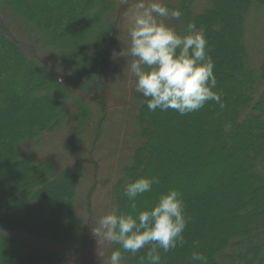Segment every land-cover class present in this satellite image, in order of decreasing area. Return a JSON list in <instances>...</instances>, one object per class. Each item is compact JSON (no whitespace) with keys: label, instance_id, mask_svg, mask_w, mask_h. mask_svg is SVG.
Listing matches in <instances>:
<instances>
[{"label":"trees","instance_id":"trees-1","mask_svg":"<svg viewBox=\"0 0 264 264\" xmlns=\"http://www.w3.org/2000/svg\"><path fill=\"white\" fill-rule=\"evenodd\" d=\"M201 4L166 3L183 13L173 26L178 33L194 22L206 37L214 91L224 106L209 101L180 115L149 111L144 98L136 115L140 142L115 186L116 212L135 215L177 190L188 221L185 243L160 250L161 264H199L190 259L193 251L203 253L207 264H264V61L250 62L245 36L249 14L264 0H209L195 10ZM0 9L10 11L63 64L59 69L40 58L0 21V264H71L62 251L28 241L66 244L81 228L77 192L89 156L87 129L95 111L107 109L106 73L121 8L117 0H0ZM102 125L99 119L96 142ZM62 127L72 129L66 141L78 159L72 166L57 171L34 154L23 156L26 141H40ZM141 177L159 183L137 196L133 209L123 185ZM10 230L23 236L11 237ZM112 245L107 261L119 248ZM146 251L121 249L122 264H140Z\"/></svg>","mask_w":264,"mask_h":264},{"label":"clouds","instance_id":"clouds-1","mask_svg":"<svg viewBox=\"0 0 264 264\" xmlns=\"http://www.w3.org/2000/svg\"><path fill=\"white\" fill-rule=\"evenodd\" d=\"M130 45L122 56L133 59L127 64L136 78L135 91L145 98L149 111L172 109L180 115L200 110L209 101L223 107L221 95L214 91L217 79L208 42L194 22L184 34L166 20H180L179 8H169L162 0H137L131 7ZM159 183L158 178L141 177L123 185V195L133 201ZM185 206L177 190L162 194L148 210L133 214L109 212L99 218L93 234L97 239L117 244L108 264H122L124 252L135 255L147 247L140 264H161L160 250L167 253L183 246L187 227ZM191 261L207 264L203 253L193 251Z\"/></svg>","mask_w":264,"mask_h":264},{"label":"rangeland","instance_id":"rangeland-1","mask_svg":"<svg viewBox=\"0 0 264 264\" xmlns=\"http://www.w3.org/2000/svg\"><path fill=\"white\" fill-rule=\"evenodd\" d=\"M117 1L119 8H121L119 35L106 73V81L110 88L107 109L95 111L94 120L87 129L88 147L85 152L89 156L83 161V175L77 192V216L81 221V228L79 225L80 230L78 228L79 232L75 238L66 244L33 238L36 241L34 242L19 238L43 247L62 251L71 264H108L107 253L113 243L97 239L93 234L92 227H96L101 216L109 212H116V183L121 178L123 169L131 161L134 148L140 142L136 115L144 97L135 91L136 78L127 66L133 58L128 55L125 57L120 55L123 49L127 53L130 45V12L131 7L137 0ZM162 2L164 4H176V0H162ZM201 2L202 4L195 7V10L209 5V0H201ZM0 21L7 28H12L15 35L25 40V44L33 47L40 58L51 62L59 69L63 67L62 62L54 57L53 51L49 47L42 45V42L39 43L26 34L25 27L19 20L11 16L10 11L5 10L2 12L0 9ZM165 22L171 27L179 24L176 20H172V23L169 20ZM245 36L250 62L253 57L255 65H258L264 61V6L259 10L251 11L249 14L246 21ZM99 119L100 123L103 124L102 135L96 142ZM70 133L72 134V129L69 127H62L51 134L44 133L40 141H26L22 147V154L23 156L34 154L39 161L47 160L53 164L57 171L68 168L78 160L75 158L76 154L67 146L66 141L71 135ZM72 146L74 147V142H72ZM90 192H92L91 207L94 224L92 227L88 222L89 212L87 207ZM10 231H13L12 235L17 236L11 237L23 236L20 233H15L19 231ZM4 232L8 233L7 231Z\"/></svg>","mask_w":264,"mask_h":264}]
</instances>
